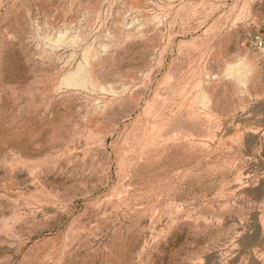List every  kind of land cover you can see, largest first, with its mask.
<instances>
[{
  "label": "rangeland",
  "instance_id": "1",
  "mask_svg": "<svg viewBox=\"0 0 264 264\" xmlns=\"http://www.w3.org/2000/svg\"><path fill=\"white\" fill-rule=\"evenodd\" d=\"M264 0H0V264H264Z\"/></svg>",
  "mask_w": 264,
  "mask_h": 264
},
{
  "label": "built area",
  "instance_id": "2",
  "mask_svg": "<svg viewBox=\"0 0 264 264\" xmlns=\"http://www.w3.org/2000/svg\"><path fill=\"white\" fill-rule=\"evenodd\" d=\"M254 43L257 49H262L264 47V39L262 35L257 34L255 36Z\"/></svg>",
  "mask_w": 264,
  "mask_h": 264
}]
</instances>
